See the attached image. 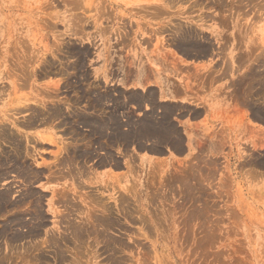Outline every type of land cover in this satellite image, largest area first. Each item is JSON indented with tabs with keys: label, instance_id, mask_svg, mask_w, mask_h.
I'll use <instances>...</instances> for the list:
<instances>
[{
	"label": "rangeland",
	"instance_id": "1",
	"mask_svg": "<svg viewBox=\"0 0 264 264\" xmlns=\"http://www.w3.org/2000/svg\"><path fill=\"white\" fill-rule=\"evenodd\" d=\"M263 91L264 0H0V264H264Z\"/></svg>",
	"mask_w": 264,
	"mask_h": 264
},
{
	"label": "bare ground",
	"instance_id": "2",
	"mask_svg": "<svg viewBox=\"0 0 264 264\" xmlns=\"http://www.w3.org/2000/svg\"><path fill=\"white\" fill-rule=\"evenodd\" d=\"M195 2H196V1H195ZM215 5H216V4H215ZM239 10H240V9H239ZM193 46H194V45H193ZM194 47H195V46H194ZM197 48H198V46H197ZM200 49H201V47H200ZM194 50H195V49H194ZM206 50H207V49L203 48V49H201L200 51H202V52L204 53V51H206ZM188 51H189V50H187V52H188ZM86 55H87V54H86ZM198 55H199V54H198ZM262 80H263V79H262ZM14 85H15V84H14ZM15 86H16V85H15ZM15 86H14V87H15ZM13 89H14V88H13ZM14 90H15V89H14ZM263 92H264V91H263ZM15 95H16V94H15ZM31 98H32V97H31ZM27 100H28V99H26V101H27ZM30 100H31V99H30ZM28 102H29V101H28ZM29 108H30V107H29ZM31 109H34V108L31 107ZM15 110H16V109H15ZM18 110H19V109H18ZM26 110H27V109H26ZM26 110H25V111H26ZM28 110H29V109H28ZM261 110H262V109H261ZM19 111H22V110H19ZM30 111H31V110H30ZM32 111H33V110H32ZM38 112H40V111H37V113H38ZM256 112H257V111H256ZM32 113L34 114L35 112H32ZM49 113H50V112H49ZM53 113H55V114H53V115H55L56 117H57V116L60 117V116L63 114V113H61V110L58 109V108H56V110H54ZM38 114H39V113H38ZM41 116H42V115H41ZM78 116H79V115H78ZM167 116H168V115H167ZM257 116L260 117V118H263V119H264V114H263V113H260V112H259V114H258ZM37 117H38V115H37ZM43 117H44V116H43ZM51 117H52V116H49V118H51ZM165 117H166V116H165ZM35 118H36V117H35ZM35 118H34V119H35ZM38 118H39V117H38ZM47 118H48V117H47ZM47 118H46V119H47ZM53 118H54V117H53ZM32 119H33V118H32ZM43 119H44V118H43ZM54 119H55V118H54ZM164 119H165V118H164ZM14 120H15V119H14ZM30 120H31V118H30ZM37 120H38V119H37ZM40 120H41V119H40ZM49 121H50V119H49ZM83 121H84V120H83ZM15 123H16V122H15ZM15 123H14V124H15ZM26 123H27V122H26ZM86 123H87V124H90L89 120H88V121H85L84 124H86ZM29 124H30V125H33V124H35V123H34L33 120H31V121H29ZM82 124H83V122H82ZM37 125H38V124H37ZM103 125H104V124H103ZM147 125H148V124H147ZM156 125H157V124H156ZM98 126H99V125H98ZM101 126H102V125H100V127H101ZM87 127H88V126H87ZM5 128H6V127H5ZM1 129H3V128H1ZM99 129H100V128H99ZM99 129H98V130H99ZM102 129H104V128H102ZM151 129H152V128H151ZM94 130H95V129H93L92 131H94ZM98 130H96L95 133H97V134H98V133L101 134V132H102L101 129H100L99 132H98ZM103 131H104V130H103ZM104 132H105V131H104ZM154 132H155L154 134H159V130H158V133H156V131H154ZM160 132H161V131H160ZM1 133H3L2 135L5 136V138H7L6 140H11V141H12V138H13V137H12V138L8 137L10 134L7 136V134H8L9 132L6 133L5 131H1ZM151 134H152V130H151ZM101 135H102V134H101ZM161 135H162V134H161ZM10 136H12V135H10ZM15 136H16V135H15ZM150 136H152V135H150ZM153 136H157V135H153ZM153 136H152V137H153ZM0 137H1V136H0ZM2 138H4V137H2ZM5 138H4V140H5ZM153 138H154V137H153ZM13 139H14V138H13ZM159 139H160V138H159ZM159 139H158V140H159ZM173 140H174V139H173ZM17 141H18V140H17ZM13 143H14L13 145H14V147H15V155H13V156L11 157V160H12L13 163L15 164V165L13 164V165H14V170H15L16 172H21V171H23V169H25V168H23V163H22L23 160H22V161L19 160V161H20V162H19L18 159L21 158V157H19V155L21 154V150H20V148L23 147V146H22V144H20V142L18 143V142H16L15 140L13 141ZM21 149H22V148H21ZM22 150H23V149H22ZM74 153H75V152H74ZM79 153H80V151H79ZM75 155H77V153H76ZM78 155H80V154H78ZM83 156H84V155H83ZM17 157H18V158H17ZM79 157H81V156H79ZM79 157H78V158H79ZM0 158H1V157H0ZM21 159H22V158H21ZM76 159H77V158H76ZM9 160H10V159H9ZM9 160H8V161H9ZM60 160H61V159H60ZM9 162H10V161H9ZM0 163H2V164H1L2 166L5 165V164H8V163L5 162L4 159H0ZM21 163H22V164H21ZM67 163H68V165H69V162H67ZM104 163H105V162H104ZM11 164H12V163H11ZM58 165H59V163H58ZM65 165H66V164H64V166H65ZM11 166H12V165H11ZM60 166H61V165H60ZM5 167H6V165H5ZM1 168H2V167H1ZM9 168H10V167H9ZM22 168H23V169H22ZM10 169H11V168H10ZM12 170H13V169H12ZM28 170H29V169H28ZM28 170L26 169V171H28ZM61 170H62V169H61ZM29 171H30V170H29ZM29 171H28V173H29ZM61 172H62V171H61ZM67 172H68V171H67ZM28 173H27V174H28ZM20 174H22V173H20ZM29 174H31V173H29ZM72 174H73V173H72ZM77 174H78V171H77ZM31 175L33 176V174H31ZM34 175H35V174H34ZM62 175H63V174H62ZM25 176H26V175H24V177H25ZM60 176H61V175H60ZM22 177H23V176H22ZM35 177H36V176H35ZM1 179H2V178H1ZM61 179H62V177H61ZM61 179H60V180H61ZM79 188H81V187H79ZM7 193H8V192H7ZM4 200H5L4 197H2V198L0 197V202H2V201H4ZM39 200H40V199H39ZM39 200H38V201H39ZM41 200H42V199H41ZM36 201H37V200H36ZM5 202H6V200H5ZM35 204H36V203H35ZM37 204L40 206V203H37ZM33 205H34V204H33ZM38 205H37V206H38ZM1 206H4V205L1 204L0 207H1ZM41 206H42V205H41ZM36 208H37V207H36ZM38 210H40V209H38ZM37 212H39V211H37ZM89 212H90V211H89ZM106 212H107V211H106ZM67 214H68V213H67ZM92 214H93V213H92ZM38 215H39V214H38ZM105 216L107 217V215H105ZM92 217H93V216H92ZM92 217H91V218H92ZM103 218H104V217H103ZM100 219H101V218H100ZM106 219H107V218H106ZM36 220H37V219H36ZM93 220H94V219H93ZM109 220H110V217H109ZM101 221H102V220H101ZM113 221H114V220H113ZM38 223H39V222H38ZM40 223H41V222H40ZM93 223H94V222H93ZM39 225H40V224H39ZM39 225H38V228H39ZM93 225H94V224H93ZM95 226H96V225H95ZM36 227H37V225H36ZM36 227H34V228H36ZM115 227H116V226H115ZM32 228H33V227H32ZM70 228H74V229H76V227H70ZM34 231H37V230H36V229H32V230H31V233H34ZM14 234H15V233H14ZM33 236H34V235H33Z\"/></svg>",
	"mask_w": 264,
	"mask_h": 264
},
{
	"label": "crops",
	"instance_id": "3",
	"mask_svg": "<svg viewBox=\"0 0 264 264\" xmlns=\"http://www.w3.org/2000/svg\"><path fill=\"white\" fill-rule=\"evenodd\" d=\"M215 58H217V57H215ZM222 58V57H221ZM224 60V59H223ZM214 68H216V67H214ZM216 71H214L213 73H215ZM210 84H213V87L211 88V92H212V94L210 95V98H211V100L213 99V98H215L216 97V95H219V93L223 90V88H224V85H223V87H221V85H220V80L218 79V77H215L214 79H213V81L212 82H210Z\"/></svg>",
	"mask_w": 264,
	"mask_h": 264
}]
</instances>
